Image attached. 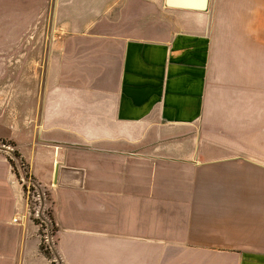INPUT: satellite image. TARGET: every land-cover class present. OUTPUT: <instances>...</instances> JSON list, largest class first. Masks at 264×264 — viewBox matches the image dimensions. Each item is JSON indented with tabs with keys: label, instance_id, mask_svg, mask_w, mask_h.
Wrapping results in <instances>:
<instances>
[{
	"label": "crops",
	"instance_id": "1",
	"mask_svg": "<svg viewBox=\"0 0 264 264\" xmlns=\"http://www.w3.org/2000/svg\"><path fill=\"white\" fill-rule=\"evenodd\" d=\"M167 3L0 26V264H264V0Z\"/></svg>",
	"mask_w": 264,
	"mask_h": 264
},
{
	"label": "rangeland",
	"instance_id": "2",
	"mask_svg": "<svg viewBox=\"0 0 264 264\" xmlns=\"http://www.w3.org/2000/svg\"><path fill=\"white\" fill-rule=\"evenodd\" d=\"M52 10L53 0H0V26L8 25L9 20H14V15L23 13L24 17L16 19L18 26L37 27L36 40H47L51 31Z\"/></svg>",
	"mask_w": 264,
	"mask_h": 264
},
{
	"label": "built area",
	"instance_id": "3",
	"mask_svg": "<svg viewBox=\"0 0 264 264\" xmlns=\"http://www.w3.org/2000/svg\"><path fill=\"white\" fill-rule=\"evenodd\" d=\"M21 169L24 172L22 174V176H21V181H22V184L24 185V188L26 190V193L27 194H30V192H32L33 190H35L33 192V196L36 197V200H40V193H38V191H36L37 189L35 188V185L32 183L29 174L25 171L26 169H25V167H24L23 164H21ZM35 216L37 218L40 216L38 210L35 211ZM14 222H16V219H14ZM42 241L45 244L48 243V241H49L48 236L44 235Z\"/></svg>",
	"mask_w": 264,
	"mask_h": 264
},
{
	"label": "water",
	"instance_id": "4",
	"mask_svg": "<svg viewBox=\"0 0 264 264\" xmlns=\"http://www.w3.org/2000/svg\"><path fill=\"white\" fill-rule=\"evenodd\" d=\"M168 5H173V4H177V5H181V6H186L188 8L191 9H205L206 4H207V0H183V2L181 3H174L172 0H168Z\"/></svg>",
	"mask_w": 264,
	"mask_h": 264
}]
</instances>
